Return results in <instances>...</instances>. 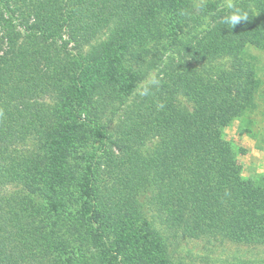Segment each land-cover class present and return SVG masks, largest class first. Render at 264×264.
<instances>
[{
    "label": "rangeland",
    "instance_id": "obj_1",
    "mask_svg": "<svg viewBox=\"0 0 264 264\" xmlns=\"http://www.w3.org/2000/svg\"><path fill=\"white\" fill-rule=\"evenodd\" d=\"M84 1L89 0H0V117L4 127L0 130V161L6 163V169H0V185L4 186L0 199L6 197L8 207L25 200L36 212L45 198L54 196L52 190L67 186L69 215L59 219L66 224L82 219L90 205L104 204L109 189L126 186L133 197L132 209L141 214L137 223L116 225L107 232L101 225L85 223L95 240L84 252L98 255V264H159L164 257L167 264H264V231L256 232L259 242L252 244L230 238L242 235L243 224L212 235L210 220L191 216L193 200L189 197L193 191H203L195 187L206 185L205 177L217 171L212 161L203 164L201 173L191 175L194 181L186 194L179 190L183 184H173L168 177L187 148L203 151L204 144L199 141L195 148L192 133L182 135L181 129L192 123V117L210 119L209 113L206 118L208 114L197 115V110L212 107L215 112L224 105L229 92L224 90V77H230L229 71L239 68L242 60L245 67L240 71H246V79L240 95L245 97V108L229 121L223 118L228 116H220L217 121L225 125L213 129V135H220L219 140L232 148L233 154L222 161L226 171L237 170L246 194L253 199L258 195L264 202V41L251 45L248 39L257 38L242 34L245 47L235 56L221 55L220 63H196L210 76L204 81L208 89L182 86L173 94L175 86L154 89L167 78L166 73L176 83L179 77L171 76L170 69L185 65L169 51L184 45L182 53L194 52L201 34L218 21L210 9L202 7L210 2L226 13L229 0H187V14L182 18L178 10L184 5L175 10L168 4L171 0H149L158 18H132L128 23L117 14L92 18ZM232 3L248 12L245 24L264 33V0ZM191 17L200 18L199 25H190ZM91 18L97 21L88 25ZM190 27L197 40L188 33ZM207 93L217 97V106L214 99L206 100L203 94ZM165 129L174 135L172 144H168ZM193 130L198 132L195 124ZM233 183L220 177L218 184H212L216 201L222 202L224 193L230 195ZM94 191L99 193L96 202H91L87 196ZM168 209L177 217L185 213L184 222L193 230L168 231ZM198 209L204 210L200 200ZM28 217L22 214L15 221L22 224ZM144 219L153 226L146 231L141 230ZM134 226L141 230L137 242L128 234ZM197 229H202L199 234ZM146 250L157 256L146 255Z\"/></svg>",
    "mask_w": 264,
    "mask_h": 264
},
{
    "label": "trees",
    "instance_id": "obj_2",
    "mask_svg": "<svg viewBox=\"0 0 264 264\" xmlns=\"http://www.w3.org/2000/svg\"><path fill=\"white\" fill-rule=\"evenodd\" d=\"M139 1L140 0H89L84 1L82 4L85 11L89 14L91 13L92 18H105L107 15L112 17L113 14H117L119 19L122 16V20L125 23L130 22L132 18L140 19L141 21L145 19L149 21L156 20L158 17L152 13L154 9L151 6V1L141 0L140 5ZM187 2V0H171L168 4L175 10H178L176 8L178 5H184L178 10L182 18L187 14ZM160 4L164 6V3L161 2ZM211 5L210 2L205 3L202 9H210L212 11L213 17L218 20L216 25L206 33H200L201 37L198 40L197 33L190 27L188 33H191V37L197 40L194 48L195 51H184V53H182L180 49H182L184 45H177L179 46L177 51H169L170 54L181 57V59L185 61V65L174 67L175 70L170 69L171 76L178 75L179 77L176 83H172L171 81L173 79L166 73L165 76L167 78L158 81L154 89L160 87V85L167 88L169 87L170 89L175 86L173 94H176V89L182 86H188L190 88L194 86L198 90L208 89V85L204 81L210 76H208L206 71L200 68L198 69L196 63H220L218 59H220L219 57L221 55H223V58H227L230 55L235 56L238 50L245 47L243 46V42L246 40V37L242 34L247 33L248 38H257L256 41L248 39L251 45L263 43L264 33L262 29L257 28L253 24L249 27V24H245L244 21L236 25L235 30L229 29L221 23V18L225 12L217 10ZM92 18L89 20L88 25L96 23L97 19ZM200 20V18H197L196 21V17H191L189 19V24L193 25V23H195L194 27H196L199 25L197 23H199ZM165 50L168 52L167 49ZM184 61L180 63L183 64ZM238 64H240L239 68L235 67L229 71L231 73L230 77L229 75L224 77V90L225 92L229 90V92H226V94H228L227 97L224 96V105L221 108L215 109V112L212 111V107L206 108L203 111L197 110V115L203 112L204 115L209 113L211 115L210 119L200 121L198 118L192 117V123H185V129H181V132L183 130L182 135L186 136L190 132L192 133L191 139L192 142H194L193 146L195 148H197L198 142L201 141L205 146L203 151L194 150L192 147L187 148L184 154L185 156L183 155L178 158V161H175V170L172 171L168 177L174 180L173 184H183L184 186L179 190L184 193L187 191V188H190L191 181H194L191 175L201 173L203 171V164L209 165L212 161V163H214L213 167L217 169V171L205 177L204 182H206V185L195 187V190L204 189L203 191H193L192 195L189 197L193 200V212H191V216L193 215L195 219L198 217L197 220H210L211 225L209 226L208 232L212 235L213 232L220 231L225 233L226 230L232 231L234 224H237V227L243 224L240 227L242 235L240 237L230 236V238H237L239 241L242 240L257 244L260 236L255 235L256 232L259 231L261 234L264 231V214L260 213V210L264 209V202L260 201L258 195L253 199L250 195L246 194V188L244 187V183L237 176V170H233L230 173L226 171L227 166H224L222 161L224 162L230 154H233L232 148L227 142L219 140L220 135H213L215 133L213 129L218 128L217 126L225 125L223 122L220 123L217 121L220 116H228L223 118L229 121L239 116L245 108L246 100L245 97L240 95V91L245 87L244 80L246 78L244 79V74L246 71H240L242 67H245L242 60H240ZM251 75H254V72H252ZM251 75L247 76V78L251 77ZM232 92H235L236 95H232ZM210 95L209 93L203 94L204 97H207V101H209L210 98L211 100L214 99L215 106H217V97ZM232 96L235 98L231 99ZM209 114L206 118H209ZM2 119L3 115L0 117L1 131L4 130ZM194 124L198 131L195 134L193 130ZM165 132L168 144H172L171 140L174 138V135H169L170 131L168 129H165ZM194 151H196V154H194ZM156 167L160 169L158 166ZM156 167L154 166L153 168L156 169ZM3 168L6 169V163L0 161V169ZM65 170L66 166L64 165V171ZM220 177H224V180L230 178L234 181L229 190L230 195L228 196L227 193H224L222 202L216 201L215 195L211 192V190L214 191L212 184H218ZM61 178H64L63 174ZM66 187L67 186L52 190L51 192L54 196H49L50 199L45 198L44 205L42 208L37 209L36 212L30 205L24 204L25 200L23 203L20 202L13 207H8L5 206L4 202L7 201V198L4 197L0 199V264H98V255L91 257L88 255V252H84L87 245H91L95 240L89 236L90 231L85 223H89L90 221L94 223L96 227L97 225H101L107 232L116 228V225L120 226L126 224L128 226L138 222L137 217L141 214H139L140 212L138 213L139 209H132L133 206H131V204L134 201H132L133 197L129 196L128 187L124 186L123 188L118 186L106 191L107 195L104 197V204L101 205L97 202L95 205H90V210L88 211L86 209L84 214H82V219L75 218L73 220H67L65 224L59 219L63 215H69L68 209L66 210V197H68ZM3 188L4 186L2 187L0 185V189ZM188 192L189 190L187 193ZM98 193V191H94L89 192V195L88 193L86 194L88 195L87 197H90L91 202H96L95 196L98 195ZM195 195L198 196V199H195ZM125 197H127L126 200ZM199 200L201 208H204L202 212L198 209ZM127 201L130 206L126 204ZM216 204L220 205L216 208ZM168 210L170 211L171 219L167 226L168 231L173 233L174 231L181 232L185 227H188L190 231L193 230L189 224L187 225V223L184 222L185 213L177 217L175 211L171 209ZM42 211L43 214L41 217L45 216L44 219L38 217ZM22 214H24V217L29 216L25 218V220L28 221L18 224L16 219H19ZM86 214H88V217L85 216ZM171 222L172 226L170 225ZM141 225V230L143 229L145 231L147 228L153 227L151 224H147L145 219L142 221ZM136 228L137 227L134 226L133 229L128 231V234L131 235V238H134L135 242H137L139 237L138 232L141 231ZM249 228L253 231V236H251ZM100 230L101 229L98 228L99 233ZM201 230L202 229H197V234H199ZM122 232L124 234V230ZM184 233L188 234L187 231H184ZM145 254H154L157 256L154 252H149L147 250ZM139 258L140 257L137 255L133 256L135 261H140ZM167 260L168 259L164 257L157 263L167 264ZM150 263L156 264L155 261H150Z\"/></svg>",
    "mask_w": 264,
    "mask_h": 264
},
{
    "label": "clouds",
    "instance_id": "obj_3",
    "mask_svg": "<svg viewBox=\"0 0 264 264\" xmlns=\"http://www.w3.org/2000/svg\"><path fill=\"white\" fill-rule=\"evenodd\" d=\"M227 9L228 11L221 18V23L227 28L232 29L241 22L249 20L248 12L238 8L232 0L227 3Z\"/></svg>",
    "mask_w": 264,
    "mask_h": 264
}]
</instances>
